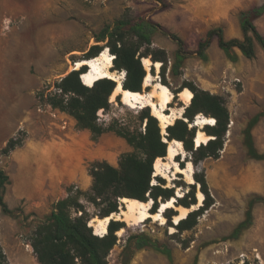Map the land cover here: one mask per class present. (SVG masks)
Segmentation results:
<instances>
[{"label": "rangeland", "instance_id": "374dc122", "mask_svg": "<svg viewBox=\"0 0 264 264\" xmlns=\"http://www.w3.org/2000/svg\"><path fill=\"white\" fill-rule=\"evenodd\" d=\"M188 3L189 0H0V168L10 176L4 201L15 211L14 214L5 213L0 204V244L10 264H41L31 239L59 199L69 194L77 196L89 223L101 217L106 203L94 204L87 198L93 182L90 164L106 160L118 166L121 156L134 148L114 131H107L93 140L90 130L79 128L74 117L53 108L44 94L56 90L55 84L74 70L77 60L88 58L87 52L92 45L99 44L101 51L110 52L106 41L98 42L95 37L105 25H113L121 18L141 16L161 26L153 34L152 47L164 48L169 56L166 85L173 93L169 107L177 109L184 105L177 91L189 88L185 85L193 82L223 96L231 119L219 158L209 156L195 164L193 153L186 149V156H175L179 164L186 165L185 158L192 161L193 184H189L182 173L173 174L165 156L161 170L171 177L154 175V184L163 188L170 186L174 193L180 190L184 195L189 194L192 198L188 200L195 203L198 201L196 193L201 189L196 177L205 175L213 200L197 215L195 225L181 230L174 223V216H167L175 213L174 209L164 213L167 219L164 225L152 218L138 224L125 223L123 230L116 232L118 240L107 256L108 264H122L129 236L138 232L157 240L160 248H168L172 259L155 248L145 247L135 250L128 264H192L195 259L197 264H264V199H259L264 198V161L250 158L243 143V130L249 119L264 107V51L258 45L255 58L249 59L242 70L219 47L217 36H214L203 53L205 56L199 55L198 42L206 36L209 27L205 17L191 9ZM172 33L184 40L187 52L177 73L173 66L179 46L169 35ZM151 67L154 72L145 67L147 73L150 71L154 75L150 82H163L161 68L157 70L154 64ZM113 71L125 74L124 70L115 69L114 64ZM151 89L152 85L143 83L141 92ZM112 95L111 108L98 113L100 122L116 119L119 124L143 130L145 121L139 118L143 108L140 105L130 107L122 100L119 102L117 95L115 98ZM166 111L170 112V108ZM189 127L192 128L191 123ZM199 128L195 126V132ZM19 131L24 136L23 145L9 155L2 154L1 149ZM253 133L262 142L263 118ZM53 139L61 142L64 149L71 144L76 147L73 140L85 141L81 147L84 175L57 186L45 180L40 187L34 183L28 185L36 179L38 166L37 156L31 150ZM194 143L195 148L198 147ZM73 155L74 148L67 149L64 154V164L71 169L75 166ZM255 182L260 187L253 190L251 186ZM252 199L255 200L252 224L238 238H231L235 226L245 218ZM163 200L158 198L159 205ZM121 208L123 203L119 211ZM74 214L80 215L81 211ZM92 226L95 230L94 223ZM170 226H175V232L171 233ZM217 250L220 252L216 253Z\"/></svg>", "mask_w": 264, "mask_h": 264}, {"label": "trees", "instance_id": "16d2710c", "mask_svg": "<svg viewBox=\"0 0 264 264\" xmlns=\"http://www.w3.org/2000/svg\"><path fill=\"white\" fill-rule=\"evenodd\" d=\"M263 13L264 3L241 12L243 38L226 39L221 27L209 29L206 36L199 40L197 53L205 56L204 51L212 42L213 37L217 36L219 47L232 61L238 59L234 51L235 48L240 49L249 58L255 57L256 42L264 51V35L255 25V20ZM159 27H161L159 23L143 16L136 19L121 18L116 20L113 25H105L96 34V40L98 42L106 41L107 47L114 55V68L125 71V78L122 83L125 89L142 91L147 74L143 64L144 57L151 58L153 62H161L162 81L164 84L167 83L166 66L169 62L167 51L164 48L152 47L153 34ZM169 35L179 46L173 66L174 73H177L187 53L185 42L174 33ZM100 52L99 44H94L87 52L89 53L88 58L95 57ZM87 69L88 66L85 65L80 69L72 70L55 84L56 90L48 91L44 95L46 102L53 108L74 117L79 128L90 130L93 140L96 141L99 136L107 131H114L117 135L124 137L128 144L134 148V151L124 153L121 156L118 166L106 160H95L90 164L89 173L93 182L90 191L87 193V198L94 204L106 203L100 214L101 217L113 212H120L119 205L123 203L122 198L124 197L145 201L149 199L148 196L152 197L154 202L151 211L155 212L160 206L159 197L166 201L172 195L175 196L172 187L163 188L153 183L155 161L158 157L167 156L168 141L181 140L185 149L193 153L195 164L209 156L220 157L231 119L223 96L203 89L193 82L186 84L185 86L193 91V98L183 113L184 118H177L173 124L168 125L166 135L163 134L161 123L152 114L149 106L144 107L139 113L141 122L145 121L143 130L119 124L116 119L104 123L100 122L98 113L101 109L107 111L111 108L110 97L117 83L110 78H101L96 80L92 86H88L81 79V75ZM151 70L154 72V67H151ZM116 99L121 102L120 95H117ZM200 113L214 117L215 124H207L204 127V131L212 137L206 143L195 148L194 141L197 132H195L194 125H191L192 128L189 127V123L193 124L194 117ZM263 116L264 107L249 119L243 130V143L247 154L256 160H264V152L259 151L256 146L253 128ZM164 136L168 141L164 140ZM23 143L24 136H21V131H19L18 135L12 136L7 141L1 149V153L9 155ZM180 165L185 166L182 162ZM156 177L158 179V176ZM196 180L200 183L201 190L205 195L204 204L176 224L181 230L192 228L196 223L197 215L212 204L213 198L209 192L205 175L197 176ZM9 181V174L0 168V204L5 213L14 214L15 211L11 210L4 201L6 185ZM189 197L192 198L189 194H185L184 197L179 198L180 203L188 207L191 206L195 202L189 201ZM254 203V199L249 202L245 218L235 226L231 238H238L242 231L252 224ZM79 211H81L80 215L74 214V212ZM175 214L176 212L169 213L167 216L172 218ZM89 220L86 210L77 196L69 194L59 199L52 211L37 226L31 239V245L40 263L108 264L107 256L118 240L116 232L124 227L126 222L111 219L107 226L108 232L104 235H98L95 233L94 227L90 225ZM145 247L155 248L165 253L170 260L172 259L171 251L168 248H160L157 240L147 233L138 232L129 236L122 264H128V259L131 258L135 250ZM0 264H10L1 244ZM192 264H197V259Z\"/></svg>", "mask_w": 264, "mask_h": 264}, {"label": "bare ground", "instance_id": "6f19581e", "mask_svg": "<svg viewBox=\"0 0 264 264\" xmlns=\"http://www.w3.org/2000/svg\"><path fill=\"white\" fill-rule=\"evenodd\" d=\"M113 59L114 55L111 52H109L108 50H102L95 57L77 60L73 65V69H80L85 65L88 66V69L81 75L83 83L88 86H92L93 83L96 82V80L101 78H110L118 81L112 97L115 98L116 95H120L122 102L133 108L139 105L142 108L149 106L152 110V114L160 120L163 132H166L167 126L173 124L177 118H184V105H189L191 103L194 95L192 90L185 87L178 93L180 99L184 102V105L178 107L177 109L169 107L173 99V93L166 84L160 81L151 83L150 81L152 80L154 75L149 71L145 76L144 85H152L151 91L144 93L141 91L125 89L122 84V80L124 78L123 73H116V71H113ZM143 64L147 69H150L152 64L155 65L157 70L161 68L160 61L153 62L148 57L143 58ZM168 108H170V112L166 111ZM214 120L215 118H213L212 116L199 114L195 122L191 124L200 127L196 133V146H199L202 143H206L212 137L204 131V127L207 124H213ZM164 140L168 141L166 137H164ZM181 154L186 156V150L184 148L183 142L178 139L168 141L167 156H165V159H167L168 167L172 169L173 174L182 173L185 176V180L189 184H193L195 181L194 165L191 160L185 158L184 160L186 161V165L181 166L175 157L176 155ZM162 161H164V158L162 157H158L156 159L155 175L161 174L164 177L170 178L171 176H168L166 174L167 171H162ZM196 196L198 201L188 207L180 203L179 198L184 197V193L178 190L175 196H173L172 198L166 201H161L159 209L155 212L151 211L153 200L145 201L138 198L124 197L122 198L123 208H121L120 212H113L111 216L95 217L92 219V221H90V225L92 226L94 223L95 233L98 235H104L108 232L107 226L112 218L124 221L129 225L138 224L146 221L149 218H152L153 221L159 222L160 224L164 225L167 222L164 213L169 209H174L176 211L173 221L175 224H177L182 219L186 218L190 212L197 210L202 206L205 196L203 191L199 189L196 193ZM122 230L123 229L119 230L118 233H120ZM175 230V226H170L171 233L175 232ZM219 252V250L216 251V253ZM140 263L141 262H139V264Z\"/></svg>", "mask_w": 264, "mask_h": 264}, {"label": "crops", "instance_id": "0c3cea01", "mask_svg": "<svg viewBox=\"0 0 264 264\" xmlns=\"http://www.w3.org/2000/svg\"><path fill=\"white\" fill-rule=\"evenodd\" d=\"M262 3H264V0H189L188 6L191 9L198 11L201 16L205 17L209 29L213 27H221L224 37L226 39H231L243 38L241 12ZM255 25L264 35V13L255 20ZM258 45L259 44L256 42V51ZM234 51L238 56L235 63L238 65L239 69L243 70L244 66H246L248 60L251 58L244 55L238 48H235ZM262 118L264 120V116ZM84 134H87V132H84ZM258 137L259 136H254L256 146L264 152V136H262V142L259 141ZM73 142L77 143L76 147L71 144L64 149L61 142L53 139L49 140L46 144H39L36 146V149L31 150V153L37 156L38 166L35 177L36 179L33 182L30 181L28 185L34 183V185L40 187L45 180L50 182L52 186H57L68 179L83 176L85 173V166L82 164L83 152L81 151V147L84 146L85 141L76 139L73 140ZM72 148H74L73 159L75 162L73 169L68 166L66 167L64 164L65 151ZM26 162L27 160L24 159L23 163ZM257 182L252 183L251 188L253 190L260 187Z\"/></svg>", "mask_w": 264, "mask_h": 264}, {"label": "water", "instance_id": "95a60500", "mask_svg": "<svg viewBox=\"0 0 264 264\" xmlns=\"http://www.w3.org/2000/svg\"><path fill=\"white\" fill-rule=\"evenodd\" d=\"M81 79H82V76H81ZM83 81V80H82ZM188 105H184V111H185V109H186V107H187ZM184 113V112H183ZM214 118V117H213ZM176 194V193H175ZM174 195H172L170 198H172ZM149 201L150 200H153V198L152 197H149V199H148ZM159 209V208H158ZM112 214V213H111ZM111 214L110 215H107V216H111ZM106 217V216H105ZM112 219H114V220H117V219H115V218H112Z\"/></svg>", "mask_w": 264, "mask_h": 264}, {"label": "built area", "instance_id": "2783aa9c", "mask_svg": "<svg viewBox=\"0 0 264 264\" xmlns=\"http://www.w3.org/2000/svg\"><path fill=\"white\" fill-rule=\"evenodd\" d=\"M124 77H125V74H124Z\"/></svg>", "mask_w": 264, "mask_h": 264}]
</instances>
